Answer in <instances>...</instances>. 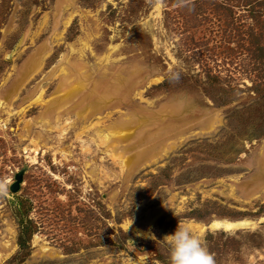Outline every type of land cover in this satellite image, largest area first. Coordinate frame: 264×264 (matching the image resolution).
<instances>
[{
    "label": "rangeland",
    "instance_id": "1",
    "mask_svg": "<svg viewBox=\"0 0 264 264\" xmlns=\"http://www.w3.org/2000/svg\"><path fill=\"white\" fill-rule=\"evenodd\" d=\"M34 57L0 96V264H169L177 220L264 264V0H0V92Z\"/></svg>",
    "mask_w": 264,
    "mask_h": 264
},
{
    "label": "bare ground",
    "instance_id": "2",
    "mask_svg": "<svg viewBox=\"0 0 264 264\" xmlns=\"http://www.w3.org/2000/svg\"><path fill=\"white\" fill-rule=\"evenodd\" d=\"M86 46H87V44H85V47ZM82 52H84V51H82ZM39 66H40L39 59L34 57L30 61L28 66L25 68V70L20 73L18 80L12 82L7 88H4L3 90H1L0 96L6 101L12 100L17 94V91L19 88L18 85L21 84V83H19V81L25 80L27 78V76L32 74L33 71H35ZM61 69L62 70H61V73H59V75L62 74L63 79L66 81L67 80L66 76L68 74H70L71 71H70V73H68V72H65L63 67ZM83 79H85V78H83ZM75 82H76V80H75ZM81 85H82V83H80V82H77L75 84H74V82H70L67 85L68 87H65V86L63 87L62 84H59L57 86V91L58 92L60 90L63 91L62 94L60 95V99L54 98V100L51 103H48L45 106V114L43 116H45L47 114V116L49 117V114H51L52 109L58 108L59 106L63 105L64 100H67V98H70V97H73L74 95H76L77 92L80 90ZM92 92H93V90H91V93ZM42 95H43V88H40L39 92L35 96V99L40 100V98H42ZM61 98H64V99L61 100ZM136 125H137L136 123L119 125L115 128V130H112L108 135H102L101 132H98L97 135H98V138L101 139L102 144H107L110 137H117V139H119V140L126 141L134 135V132L136 130ZM121 161H122L123 166H129L133 161V157L128 156L127 158H125V160L122 159ZM249 224L250 223L246 220L214 219L212 222H210L209 225H210L211 229H222L224 231H232V230H236V229H239L242 227H246Z\"/></svg>",
    "mask_w": 264,
    "mask_h": 264
},
{
    "label": "clouds",
    "instance_id": "3",
    "mask_svg": "<svg viewBox=\"0 0 264 264\" xmlns=\"http://www.w3.org/2000/svg\"><path fill=\"white\" fill-rule=\"evenodd\" d=\"M160 240L168 245L169 264H216L213 254L184 220H177L174 231Z\"/></svg>",
    "mask_w": 264,
    "mask_h": 264
},
{
    "label": "water",
    "instance_id": "4",
    "mask_svg": "<svg viewBox=\"0 0 264 264\" xmlns=\"http://www.w3.org/2000/svg\"><path fill=\"white\" fill-rule=\"evenodd\" d=\"M18 188V183H15L13 186H12V189H17Z\"/></svg>",
    "mask_w": 264,
    "mask_h": 264
}]
</instances>
